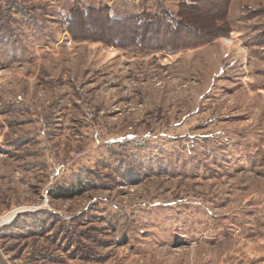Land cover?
Segmentation results:
<instances>
[{"label": "rangeland", "instance_id": "rangeland-1", "mask_svg": "<svg viewBox=\"0 0 264 264\" xmlns=\"http://www.w3.org/2000/svg\"><path fill=\"white\" fill-rule=\"evenodd\" d=\"M213 1L0 0V264H264V0Z\"/></svg>", "mask_w": 264, "mask_h": 264}, {"label": "trees", "instance_id": "trees-1", "mask_svg": "<svg viewBox=\"0 0 264 264\" xmlns=\"http://www.w3.org/2000/svg\"><path fill=\"white\" fill-rule=\"evenodd\" d=\"M220 1L222 0H214L213 2L218 3ZM183 7L184 6H182V9ZM188 9L192 10L194 8L188 7ZM102 14L105 18L104 21L106 22L105 24L108 28L103 30L107 31L108 33L115 32L117 34L115 37H111L110 42L107 43H110L111 45L115 44L117 47H120L122 49L135 48L140 52L146 53H154L156 51L165 50L163 47L160 46V44L162 46L167 44L169 46L171 44L170 41L172 40L170 39L169 35L171 34L173 29H176L173 25L174 21L176 22V20H178H172L167 16L162 18L151 14H145L142 15V17H140L139 19H127L123 21H116L110 17L106 10L104 11L96 9H87L86 13H82L80 10H73L68 14V16L64 18V20L66 26L70 28L71 26H73V24H77L78 17ZM129 27H131L130 31L128 30ZM183 27L186 30V25H184ZM214 34H216V32H214ZM106 40L108 41V39ZM128 40H132V43L129 45H125ZM81 193L82 190L76 186L69 188L59 187L53 192V197L57 199L68 200L79 196Z\"/></svg>", "mask_w": 264, "mask_h": 264}, {"label": "bare ground", "instance_id": "bare-ground-1", "mask_svg": "<svg viewBox=\"0 0 264 264\" xmlns=\"http://www.w3.org/2000/svg\"><path fill=\"white\" fill-rule=\"evenodd\" d=\"M24 208H20L18 210H14L12 212H10L8 215L4 216L3 218L0 219V225L2 224L3 226H6L8 224H10L11 222H13V218L14 215L16 213H22Z\"/></svg>", "mask_w": 264, "mask_h": 264}]
</instances>
